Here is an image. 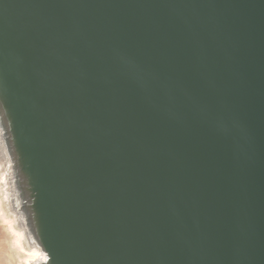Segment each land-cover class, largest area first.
Segmentation results:
<instances>
[{"label":"water","instance_id":"95a60500","mask_svg":"<svg viewBox=\"0 0 264 264\" xmlns=\"http://www.w3.org/2000/svg\"><path fill=\"white\" fill-rule=\"evenodd\" d=\"M1 120L41 264H264V0H0Z\"/></svg>","mask_w":264,"mask_h":264},{"label":"bare ground","instance_id":"6f19581e","mask_svg":"<svg viewBox=\"0 0 264 264\" xmlns=\"http://www.w3.org/2000/svg\"><path fill=\"white\" fill-rule=\"evenodd\" d=\"M3 121H0V132L5 123ZM8 149V141L1 133L0 225L3 228V241L7 244V252H4L0 263L41 264L42 260H45L46 254L37 247L38 245L33 239L26 212L20 203L21 193L18 189L21 188L16 186L18 183L11 158L12 152H8Z\"/></svg>","mask_w":264,"mask_h":264},{"label":"rangeland","instance_id":"374dc122","mask_svg":"<svg viewBox=\"0 0 264 264\" xmlns=\"http://www.w3.org/2000/svg\"><path fill=\"white\" fill-rule=\"evenodd\" d=\"M3 234H4L3 228L0 225V261H1V258L4 257V252H7V244H6V242L3 241V239H4Z\"/></svg>","mask_w":264,"mask_h":264}]
</instances>
